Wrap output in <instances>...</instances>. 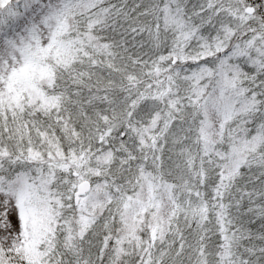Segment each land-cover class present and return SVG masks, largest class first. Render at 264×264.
Wrapping results in <instances>:
<instances>
[{
	"label": "snow or ice",
	"instance_id": "snow-or-ice-1",
	"mask_svg": "<svg viewBox=\"0 0 264 264\" xmlns=\"http://www.w3.org/2000/svg\"><path fill=\"white\" fill-rule=\"evenodd\" d=\"M0 264H264V0H0Z\"/></svg>",
	"mask_w": 264,
	"mask_h": 264
}]
</instances>
